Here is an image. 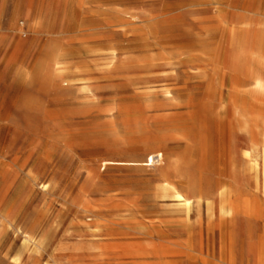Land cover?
<instances>
[{
  "label": "rangeland",
  "instance_id": "obj_1",
  "mask_svg": "<svg viewBox=\"0 0 264 264\" xmlns=\"http://www.w3.org/2000/svg\"><path fill=\"white\" fill-rule=\"evenodd\" d=\"M254 23L264 0H0V264H264V68L245 128L179 107Z\"/></svg>",
  "mask_w": 264,
  "mask_h": 264
},
{
  "label": "bare ground",
  "instance_id": "obj_2",
  "mask_svg": "<svg viewBox=\"0 0 264 264\" xmlns=\"http://www.w3.org/2000/svg\"><path fill=\"white\" fill-rule=\"evenodd\" d=\"M250 26L251 28H249ZM223 30L228 35L230 34L228 37L229 42H235L237 38V29L233 25L226 23L223 26ZM250 30L253 32L254 37L256 36L255 34H259L261 36L259 45L251 46L250 37L248 36V32H250ZM243 38V46L241 47L240 52L238 54L228 53L225 56H221L220 54L214 55L215 57L211 59L212 67L209 68V70L203 71V76L201 80L205 81V85L202 86L201 84H203V81H201L200 87H203L201 96L198 98H190L188 101L182 104V106L179 107H184L192 111L198 106L208 112L209 115L216 112L217 116H219V113L223 109H226L227 111L234 110V112L238 114L236 119L239 121L240 126L245 128L247 124V119L242 116L246 115V104L242 98L237 99L236 96L240 95L241 93L239 89L240 85L246 83L249 80L248 77L250 76V74L246 71L245 73L244 70L249 71V69L251 68L250 63L252 61L258 62L264 68V24H247ZM52 62L53 67L56 71L61 68L60 62L58 60L55 59ZM227 75H229V82L227 87H225V78ZM240 75L243 77L240 78ZM252 80L256 83H260L262 80V72L259 71L254 74V76H252ZM224 87L228 95V105L226 107L221 106V97ZM167 92L169 93L170 91ZM229 124L232 125L233 122H231L230 120ZM155 156L161 157L162 153L158 152L157 154H155ZM148 160L149 163L147 162V165L153 162L152 154L148 156ZM182 182L183 180L180 177H178V179L176 180H173L172 182L165 180L164 184L161 187V191L170 192L177 198H180L183 201V205L186 207L189 206L190 199L192 198V196H195L197 192L198 205L202 199L209 198V195L211 194V187H209L206 193H204L200 188L198 189V191H196L194 185L189 182L186 186V190L182 191L179 187Z\"/></svg>",
  "mask_w": 264,
  "mask_h": 264
}]
</instances>
